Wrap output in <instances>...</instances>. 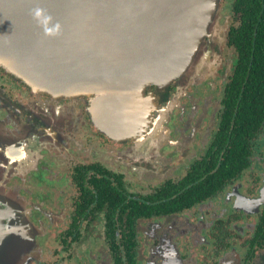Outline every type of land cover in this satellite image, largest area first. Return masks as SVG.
<instances>
[{"label": "flooded vegetation", "instance_id": "1", "mask_svg": "<svg viewBox=\"0 0 264 264\" xmlns=\"http://www.w3.org/2000/svg\"><path fill=\"white\" fill-rule=\"evenodd\" d=\"M220 4L134 112L0 66V264H264V0Z\"/></svg>", "mask_w": 264, "mask_h": 264}, {"label": "water", "instance_id": "2", "mask_svg": "<svg viewBox=\"0 0 264 264\" xmlns=\"http://www.w3.org/2000/svg\"><path fill=\"white\" fill-rule=\"evenodd\" d=\"M221 0H0V66L54 98L95 94V107L138 108L147 84L188 73L206 36L223 43ZM41 7L62 26L43 35Z\"/></svg>", "mask_w": 264, "mask_h": 264}, {"label": "clouds", "instance_id": "3", "mask_svg": "<svg viewBox=\"0 0 264 264\" xmlns=\"http://www.w3.org/2000/svg\"><path fill=\"white\" fill-rule=\"evenodd\" d=\"M29 14L36 25L41 28L44 36L59 37L62 34L60 23L53 22L52 16L45 9L37 6L30 9Z\"/></svg>", "mask_w": 264, "mask_h": 264}, {"label": "rangeland", "instance_id": "4", "mask_svg": "<svg viewBox=\"0 0 264 264\" xmlns=\"http://www.w3.org/2000/svg\"><path fill=\"white\" fill-rule=\"evenodd\" d=\"M220 6H221V4H220ZM221 10V9H220ZM108 106H111V105H103V108H105V107H108ZM135 109H137L136 107H135ZM135 109L133 110V112L135 111ZM109 114V113H108ZM138 120H142V118H139ZM111 122V121H110ZM111 127V126H110ZM109 134V133H108ZM110 135V134H109Z\"/></svg>", "mask_w": 264, "mask_h": 264}]
</instances>
